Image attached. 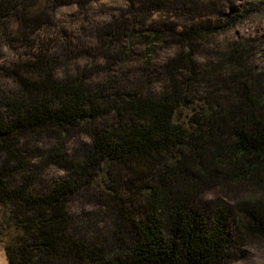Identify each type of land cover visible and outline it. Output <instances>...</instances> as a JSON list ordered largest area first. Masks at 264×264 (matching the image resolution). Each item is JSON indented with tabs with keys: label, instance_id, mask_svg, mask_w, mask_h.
<instances>
[{
	"label": "trees",
	"instance_id": "obj_1",
	"mask_svg": "<svg viewBox=\"0 0 264 264\" xmlns=\"http://www.w3.org/2000/svg\"><path fill=\"white\" fill-rule=\"evenodd\" d=\"M35 1L0 0V39L13 24L21 34L42 27ZM243 15L191 19L178 32L183 50L156 74L157 93L141 94L133 82L117 89L59 78L43 59L13 72L15 90L0 91V243L10 264H223L235 238L264 239V75L247 67L243 46L201 52ZM79 129L92 142L83 158L52 157L73 179L36 192L25 175L38 156L32 141ZM118 167L140 169L144 185L125 192L138 210L132 233L116 231L104 246L81 235L70 208L82 179L104 187L106 198ZM206 185L218 194L210 218L191 205Z\"/></svg>",
	"mask_w": 264,
	"mask_h": 264
},
{
	"label": "rangeland",
	"instance_id": "obj_2",
	"mask_svg": "<svg viewBox=\"0 0 264 264\" xmlns=\"http://www.w3.org/2000/svg\"><path fill=\"white\" fill-rule=\"evenodd\" d=\"M141 1L82 0L61 4L60 0H36L32 13L43 15L42 27L31 34L30 24L21 34L13 24L9 36L0 39V91L11 94L15 90L13 72L25 63L43 59L50 62L59 78L80 77L91 85L111 82L117 89L133 82L141 94L157 93V72L183 50L177 40L178 32L200 16L225 21L228 15L244 14L237 25L211 38L201 52L224 55L230 47L243 46L247 67L256 75H264V0H186L184 6L175 0H148L145 6ZM150 29L157 30L158 41L151 40ZM203 54L199 56L202 61ZM32 145L38 156L25 175L34 178L36 192L45 193L54 184L73 179L74 172L65 170L56 158L53 160V155L83 158L92 142L89 134L79 129L57 139L43 134ZM139 170L112 169L107 185L114 190H108L106 198L101 196L104 187L80 181L70 209L82 236L104 246L116 231L130 236L132 218L138 210H134L136 205L125 192L131 189L136 193L144 185ZM149 178L152 181V175ZM201 190L191 196V205L210 218V207L218 194L212 186H203ZM258 199L259 211L264 216V187ZM106 200L110 207H105ZM0 264H10L1 243ZM223 264H264V239L235 238Z\"/></svg>",
	"mask_w": 264,
	"mask_h": 264
}]
</instances>
